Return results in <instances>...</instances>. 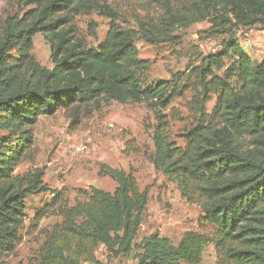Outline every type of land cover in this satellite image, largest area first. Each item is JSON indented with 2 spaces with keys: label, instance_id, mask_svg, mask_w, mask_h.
<instances>
[{
  "label": "trees",
  "instance_id": "obj_1",
  "mask_svg": "<svg viewBox=\"0 0 264 264\" xmlns=\"http://www.w3.org/2000/svg\"><path fill=\"white\" fill-rule=\"evenodd\" d=\"M111 1L28 0L34 9L5 21L0 33V261L17 247L26 198L47 189L40 168L15 174L21 163L34 158V127L40 117L71 109L75 120L83 108L113 100L144 103L154 112L153 163L177 182L189 203L201 208L200 227L213 228L217 263L264 264V59L255 65L235 40L207 56L200 70L204 84L230 52L240 88L214 80L220 89L217 105L208 120L182 133L186 144L181 147L164 113L176 98L171 81L145 85L137 72L147 62L135 46L139 34L152 44L174 42L179 28L205 20L212 23L210 35L226 32L234 21L253 24L264 17V0H149L130 16L139 30L118 23L121 15ZM92 12L110 20L96 47L74 23L76 16ZM219 18L224 19L220 28ZM38 33L51 44L52 68L32 54ZM89 35L94 36V30ZM102 171L117 182L113 192L91 187L86 198L73 205L61 194L55 196L52 203L62 223L48 239L41 264H79L63 247L60 234L91 249L103 244L114 257L135 251L138 264L201 262L210 242L207 233L188 231L177 245L157 233L136 243L150 188L141 190L123 170L103 165Z\"/></svg>",
  "mask_w": 264,
  "mask_h": 264
},
{
  "label": "rangeland",
  "instance_id": "obj_2",
  "mask_svg": "<svg viewBox=\"0 0 264 264\" xmlns=\"http://www.w3.org/2000/svg\"><path fill=\"white\" fill-rule=\"evenodd\" d=\"M27 1L0 0V33L8 16L23 17L35 8V5H27ZM111 2L121 15L118 23L124 29L139 30L130 16L134 9L140 10V6L149 0ZM153 6L154 3L150 5L151 15L155 16L157 7ZM219 10L227 16L221 7ZM223 20L219 18V28ZM109 22L100 12L74 18L80 34L93 47L105 38ZM211 27L212 23L205 20L179 28L174 42L152 44L140 34L135 40L140 58L147 62L146 67L137 72L141 81L148 85L169 80L171 89L175 90L176 98L164 113L168 115L171 133L181 147L186 144L182 133L199 121L208 120L217 105L220 89L214 80L227 81L234 88H240L236 70L232 69L235 57L230 52L204 84L200 70L205 66L207 56L220 52L229 40H235L255 65L264 59V17L250 25L234 21L226 32L212 35L208 33ZM92 30L94 36L91 37L89 32ZM32 54L41 65L53 67L51 44L43 33L34 36ZM70 110L60 109L53 115L42 116L34 127V158L21 163L15 174L40 168L45 172L43 182L47 189L26 198L19 242L14 252L0 264H41L48 239L62 223L52 203L55 196L61 194L73 205L77 200H84L91 187L113 192L117 182L103 173V165L131 174L141 190L150 188L136 243L157 233L169 237L177 245L188 231L207 233L210 242L204 247L199 264H218L213 228L208 226L202 231L200 227L203 223L201 208L189 203L181 195L177 182L153 163V134L157 125L154 112L144 103L120 104L113 100H101L97 107L83 108L75 120ZM77 147L82 151L77 152ZM42 212L44 216L38 218ZM59 236L63 238V247L73 253L79 264H138L135 251L128 256L114 257L103 244L91 249L89 245L79 246L73 238Z\"/></svg>",
  "mask_w": 264,
  "mask_h": 264
},
{
  "label": "built area",
  "instance_id": "obj_3",
  "mask_svg": "<svg viewBox=\"0 0 264 264\" xmlns=\"http://www.w3.org/2000/svg\"><path fill=\"white\" fill-rule=\"evenodd\" d=\"M76 151H77V152H80V151H82V148H81V147H77V148H76Z\"/></svg>",
  "mask_w": 264,
  "mask_h": 264
}]
</instances>
